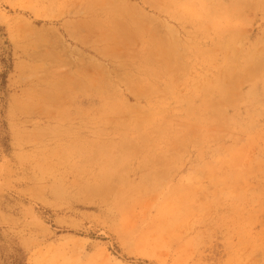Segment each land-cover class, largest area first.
I'll return each instance as SVG.
<instances>
[{
  "label": "rangeland",
  "instance_id": "rangeland-1",
  "mask_svg": "<svg viewBox=\"0 0 264 264\" xmlns=\"http://www.w3.org/2000/svg\"><path fill=\"white\" fill-rule=\"evenodd\" d=\"M0 264H264V0H0Z\"/></svg>",
  "mask_w": 264,
  "mask_h": 264
}]
</instances>
